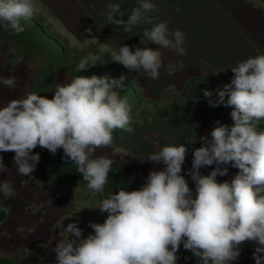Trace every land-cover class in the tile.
<instances>
[{
    "label": "clouds",
    "instance_id": "9594fccd",
    "mask_svg": "<svg viewBox=\"0 0 264 264\" xmlns=\"http://www.w3.org/2000/svg\"><path fill=\"white\" fill-rule=\"evenodd\" d=\"M158 11L154 0H137L125 21L119 3L107 5V23L126 34L141 23L140 43L133 51L119 46L112 58L129 71L144 72L152 80L162 68L174 74L184 68L182 62L164 64L161 49L186 55L185 34L170 30L167 21L151 13ZM179 11V8L176 9ZM35 14L33 0H0V23L19 34L22 20ZM158 47L153 49L148 44ZM98 57L81 59L77 71L95 65ZM230 83L218 89V99L211 107H231V126L216 122L208 135L199 139L200 147L191 149L192 162L187 175L195 183L189 187L183 165L190 144L164 145L145 160L162 169L149 172L138 189H120L104 198L99 209L107 213L103 223L89 222L93 229L85 238L78 221L68 223L67 234L56 240L52 252L56 264H177L181 244L198 260V264H232L240 256V245L255 244L253 258L264 264V54L238 62L230 68ZM124 77L109 78L78 75L56 84L51 99L26 92L0 107V153L14 152L16 173L29 176L40 160L33 154L38 146L55 155L63 149L66 162L75 164L87 187L104 192L116 157L126 156L123 147L114 146L113 133L120 129L132 133L131 105L118 89ZM0 86L15 89L14 75H0ZM205 91L204 96L210 97ZM227 97V99H226ZM195 97L193 103H198ZM139 115V112L136 113ZM98 149H111L97 155ZM215 165L208 175L201 169ZM238 169L230 181L219 182L228 167ZM9 169L0 156V172ZM13 187L11 181L0 182V191Z\"/></svg>",
    "mask_w": 264,
    "mask_h": 264
},
{
    "label": "rangeland",
    "instance_id": "374dc122",
    "mask_svg": "<svg viewBox=\"0 0 264 264\" xmlns=\"http://www.w3.org/2000/svg\"><path fill=\"white\" fill-rule=\"evenodd\" d=\"M44 17L35 12L31 19L22 20L21 24L25 28H29L31 24L34 25L38 30L34 33L40 43L46 42V37L50 32L57 33L61 41L67 44L68 51L60 57L64 59L53 62L51 68L48 65L40 68V63L43 59L49 58V55L44 52L36 57L37 54L29 55V53L20 52V44L13 36L15 32L9 28L6 37H0V45H10L9 49L12 53L20 57L12 60L11 75L17 78V87L11 89L10 99L19 98L26 92L44 95L51 99L56 84H63L70 80L68 69L70 62L75 61L79 64L81 59L93 54L98 57L96 64L106 66L105 71L109 78L121 75L125 82H130V87L134 92L131 104L132 116L136 121H142V123L131 125L134 131L127 134L128 138L120 139L127 147L125 149L127 155L116 157L113 164L124 170L131 181L142 186L150 171L163 168L162 164L155 165L145 160L149 154L158 151L164 145L187 142L190 144L196 139L197 143L189 146L190 150L182 166V174L185 175L189 187L194 191L195 183L187 175L192 162L191 149L201 146L198 142L200 137L208 135L216 126L217 121L229 126L233 124L230 116L233 110L231 107L223 105L211 107L209 104V100L218 99V89H221L223 85L211 80H198L190 82L185 87L178 86L176 89L151 90L136 71H129L123 65L114 62L112 58L116 54L113 49L102 46L97 37L91 33L87 35L81 33L79 39L73 38L70 32H58L51 29L48 19ZM27 41L28 39L23 40V44ZM29 42L34 41L31 39ZM32 58H40L39 63ZM195 86L206 88L212 93L206 104L198 108L191 106V103L188 105L186 97L189 89ZM3 88L5 87L0 86V95L4 94ZM6 91L7 89L4 95L7 94ZM6 97L3 99L5 104L10 100ZM170 105L180 108L182 121L178 134L181 133L184 137L183 142L177 140L175 130L167 121L170 115L167 107ZM149 107L155 108V114L159 120L156 125H149L145 121ZM137 112H139L138 116ZM260 127L264 129V122H261ZM120 134L121 132L118 131L119 136ZM143 141L149 144L150 150L139 151ZM114 146L121 147L116 141H114ZM105 152L110 154L111 149H98L96 154L102 155ZM14 155L15 153L11 152L0 153L4 164L9 169L7 172H0V182L8 180L13 185L11 190L0 191V210L5 211V218L0 221V254L14 259L18 264H56L52 248L55 247L56 240L67 236L63 228L68 223L78 221V226L83 229L84 237L93 233L89 222L99 223L106 212L101 213L99 209H92L97 208L106 197L103 192L97 193L90 190L87 184L57 181L41 164H37L29 176L18 175L13 162ZM214 167L215 165L204 167L201 173L208 175ZM237 172L238 169L229 166L228 174L218 176L217 180L219 182L230 181ZM254 249L255 244L252 242L241 244L240 256L232 264H256L253 258ZM260 255L264 256V253Z\"/></svg>",
    "mask_w": 264,
    "mask_h": 264
},
{
    "label": "crops",
    "instance_id": "0c3cea01",
    "mask_svg": "<svg viewBox=\"0 0 264 264\" xmlns=\"http://www.w3.org/2000/svg\"><path fill=\"white\" fill-rule=\"evenodd\" d=\"M33 2L35 12L45 16L51 29L58 32H70L77 39L81 33H91L115 54L119 46L128 45L133 51L136 47H145L140 41L143 30L151 25L141 23L126 34L106 20L109 3L121 5L126 21L127 15L137 6V0ZM154 3L158 11L151 13L152 16L167 21L170 30L184 32L187 54L180 56L175 51L161 49L165 65L184 64V68L174 74L170 75L162 68L159 79L152 80L142 70L137 72L151 90L176 89L198 80L224 85L230 83L234 75L230 68L249 57L264 54V0H154ZM0 47V75L7 77L11 75L12 60L20 57L12 53L10 45ZM147 47L156 49L158 46L150 43ZM6 89L8 95H4ZM3 92L0 107L5 105L3 99L6 96V99L11 98L10 88H3Z\"/></svg>",
    "mask_w": 264,
    "mask_h": 264
},
{
    "label": "trees",
    "instance_id": "16d2710c",
    "mask_svg": "<svg viewBox=\"0 0 264 264\" xmlns=\"http://www.w3.org/2000/svg\"><path fill=\"white\" fill-rule=\"evenodd\" d=\"M24 27V26H23ZM9 28L3 24L0 23V37H6L8 34ZM35 31H38L35 29L34 25H30L29 28L24 27V31L17 34L15 33L13 36L15 40L20 44L19 49L20 52L23 53H29V55H35L38 57L39 55L43 54L44 52L47 53L49 58L43 59V61L40 63L39 67H45L48 65V67H52L53 62H57L61 59V56L65 54V51H68L67 44L64 41H61L60 36L55 32H50L49 36L46 37L45 43H40L37 40V37L35 35ZM42 34V32H41ZM42 36V35H41ZM26 38V39H25ZM33 40V43H27L23 44V40L26 41ZM22 41V42H21ZM61 41V42H60ZM31 59V58H29ZM37 63L40 61V58H32ZM78 64L75 61H71L69 64V78L72 79L78 75L82 76H88L91 77L92 75L96 76H105L107 75L105 69L106 66L103 64H95L90 65L87 70H83L81 72L77 71ZM121 75L115 76V78L119 79ZM124 88L118 89L121 96H126L128 103L131 105L133 102V90L130 87V82H125L123 80ZM208 91L206 88L195 86L189 89L187 92V104L191 103L194 108L201 107L206 104L209 97L204 96V92ZM195 97L198 98V103H193V100ZM188 104V105H189ZM169 109L170 115L168 116V123L173 127L176 133L177 140L179 142H183L185 139L182 137V134H178L180 127H181V121H182V115L180 112V108H177L174 105H170L167 107ZM147 115L146 122L149 123V125H156L158 123V118L155 114V108L149 107L147 108ZM118 131L121 132L120 136L118 135ZM127 134H129L126 131L117 129L113 133L114 141L118 142L121 147L126 149L127 147L123 144L122 137L128 138ZM150 150V146L146 141H143L141 143L140 152H146ZM14 153V152H11ZM39 153L40 160L38 164H41L44 166L49 173L52 175L53 178H55L59 182H69L70 184H86V182L82 179L81 174L77 171V168L75 164L66 162V160L63 158L64 153L63 149H58L57 153L55 155L51 154L47 149L37 147L33 150V154ZM141 186L130 180L128 175L125 173L124 170H122L118 165L113 164L111 171L109 172V178L108 183L105 186L104 189V196L107 197L109 194L115 193L120 189L125 190H133L138 189ZM107 213L104 214L103 218L99 221V223H103L105 218L107 217ZM5 218V211L0 210V221H2ZM86 238V237H85ZM178 261L177 264H198V260L193 256V254L185 250L183 248V245L181 244L180 250L177 253ZM0 264H18L14 259L0 254Z\"/></svg>",
    "mask_w": 264,
    "mask_h": 264
}]
</instances>
